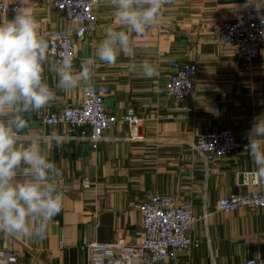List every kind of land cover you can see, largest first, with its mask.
<instances>
[{
	"label": "crops",
	"instance_id": "1",
	"mask_svg": "<svg viewBox=\"0 0 264 264\" xmlns=\"http://www.w3.org/2000/svg\"><path fill=\"white\" fill-rule=\"evenodd\" d=\"M53 1L28 0L40 35L75 27L53 9ZM0 3L15 5L17 0ZM247 11L264 16V0H172L144 35L130 33L131 49L119 54L114 65L95 64L91 86L55 89L56 77L46 70L45 80L56 97L40 111L25 114L30 126L19 142L39 140L60 168L57 188L64 194L62 210L43 241L0 232V252L17 253L20 264H86V254L79 249L83 240L139 243L141 215L135 206L160 195L177 204L191 203L198 220L190 235L201 241L198 248L179 251L163 264L264 261V209L240 207L228 214L217 209L219 199L249 190L241 182L242 174L257 172L264 178L245 150L254 117L264 114V48L244 67L236 49L217 42L212 34L214 25L236 20ZM94 15L99 28L93 45L73 39L77 70L81 60L93 56L107 26L122 30L114 10L102 0L96 1ZM13 16L0 15V22ZM144 60L157 70L151 78L132 71ZM190 63H197L198 72L187 101L157 93L174 69ZM101 86L109 90L104 99L108 114L119 118L132 110L137 116L141 141L129 139V126L122 121L105 132L96 149L79 140L64 139L59 145L41 140L54 131L65 135L66 127L44 125L35 119L37 113L77 106L88 88ZM222 127L232 129L242 150L205 164L190 144ZM84 178L94 182L91 189L82 188Z\"/></svg>",
	"mask_w": 264,
	"mask_h": 264
},
{
	"label": "clouds",
	"instance_id": "2",
	"mask_svg": "<svg viewBox=\"0 0 264 264\" xmlns=\"http://www.w3.org/2000/svg\"><path fill=\"white\" fill-rule=\"evenodd\" d=\"M114 10L122 30L109 25L92 57L80 62L77 70L70 54L58 59L49 55L48 42L31 13L28 0H17L14 16L0 22V232L34 242L43 241L49 224L63 206L64 194L57 181L62 172L49 159L39 140L20 143L29 128L26 113L38 112L56 97L45 80V71L54 74L55 89L69 91L91 86L97 62L114 65L121 53L131 49V34L144 35L160 14L165 0H102ZM132 71L144 78L156 74L148 60ZM246 149L259 173L264 174V114L254 117L246 134ZM47 139L59 145L64 137L52 132Z\"/></svg>",
	"mask_w": 264,
	"mask_h": 264
},
{
	"label": "built area",
	"instance_id": "3",
	"mask_svg": "<svg viewBox=\"0 0 264 264\" xmlns=\"http://www.w3.org/2000/svg\"><path fill=\"white\" fill-rule=\"evenodd\" d=\"M97 0H55L52 7L63 13L65 19L75 27L63 31L41 35L49 45V55L58 59L62 54L76 58L73 39L93 45V35L99 28L94 15ZM172 0H165L169 6ZM15 5L0 3V15H14ZM149 28V27H148ZM147 28V29H148ZM146 29V30H147ZM212 34L221 44L232 45L244 67H249L264 48V16L247 11L240 18L214 25ZM198 72L197 63L180 65L170 75L167 82L157 89L159 95L177 102L187 101L193 91V82ZM107 87L88 88L82 102L77 106H67L57 113L39 112L35 119L47 126L66 127L64 139L85 141L92 149L105 139V132L117 122L129 126V139L141 141L138 133V118L132 110L121 117L108 114L104 99ZM217 112V111H216ZM191 148L205 164L217 158L238 154L242 145L232 129L222 127L201 135L190 144ZM242 184L248 187L243 194L229 195L219 199L217 209L225 214L233 213L240 207L264 209V178L257 172L242 174ZM84 190L94 186L88 178L81 181ZM63 193V192H62ZM141 215L142 238L139 243L117 240L113 243H98L83 240L80 251L86 254V264H163L174 259L179 251L198 248L201 241L190 235L198 220L190 202L175 203L170 197L154 195L148 201L135 206ZM0 264H20L18 255L11 251L0 252ZM241 264H264L263 260L247 259Z\"/></svg>",
	"mask_w": 264,
	"mask_h": 264
}]
</instances>
